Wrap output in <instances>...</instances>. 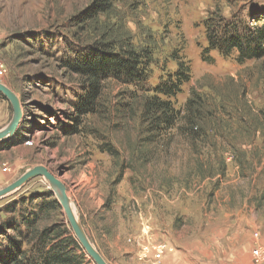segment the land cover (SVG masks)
<instances>
[{"label":"rangeland","instance_id":"1","mask_svg":"<svg viewBox=\"0 0 264 264\" xmlns=\"http://www.w3.org/2000/svg\"><path fill=\"white\" fill-rule=\"evenodd\" d=\"M92 1L0 0V81L23 106V141L12 144L15 132L0 142V189L45 166L66 185L109 264H264L255 261L264 245V130L251 125L253 116L264 121V57L239 63L237 51L208 49L205 24L220 15L260 25L264 0H117V12L101 18L110 28L120 22L136 45L154 43L147 87L176 69L172 54L179 51L192 78L172 99L175 106L197 90L227 109L219 111L228 125L207 138L172 130L153 145L143 142L139 115L123 105L127 88L115 80L106 83L96 114L77 126L72 120L80 87L62 65L89 53L84 19ZM11 118L10 102L0 97V129ZM49 190L43 176L30 179L0 199V219L13 215L7 205ZM48 217L42 227L67 223L73 232L62 207ZM153 242L172 250L160 261L143 257L142 246Z\"/></svg>","mask_w":264,"mask_h":264},{"label":"trees","instance_id":"2","mask_svg":"<svg viewBox=\"0 0 264 264\" xmlns=\"http://www.w3.org/2000/svg\"><path fill=\"white\" fill-rule=\"evenodd\" d=\"M116 1H92L84 19L90 23L88 32L93 38L89 53L82 52L63 60L62 69L75 76L80 87L71 114L75 125L81 124L83 117L98 112L106 83L115 80L127 88L129 102L123 105L130 106L134 115H139L145 144L159 143L172 130L196 140L207 138L210 130L227 126L228 122L222 117L227 110L224 104L217 103L215 97L207 93L193 90L182 108L175 106L172 99L192 78L191 68L179 57V51L172 54L176 69L169 70L155 86L145 85L150 67L155 63L154 43L136 45L121 29L120 22L115 28L99 22L104 16L117 12ZM205 24L208 49L224 56L237 51L239 63L264 57V20L260 25L249 26L239 20L225 22L219 15L214 19L207 17ZM0 97H3L1 92ZM120 112L125 114V108ZM251 120L254 130H264L263 120L254 116ZM71 130L72 133L78 131L77 127ZM16 135L18 140L12 144L23 141L20 129ZM106 145L109 152H115L110 144ZM11 205H7L6 212L13 215L0 219V264H95L92 259L86 260L87 253L67 223L48 227L40 224L61 208L51 190L35 199L21 197Z\"/></svg>","mask_w":264,"mask_h":264},{"label":"water","instance_id":"3","mask_svg":"<svg viewBox=\"0 0 264 264\" xmlns=\"http://www.w3.org/2000/svg\"><path fill=\"white\" fill-rule=\"evenodd\" d=\"M0 92L10 102L12 107L11 120L6 126L0 129V142H2L11 138L15 134L23 117V106L19 96L10 87H8L1 81ZM37 176H43L47 180L50 190L54 193L66 214L67 220L73 230L75 237L77 238L87 255L91 257L95 264H109L91 242L86 231L84 230V227L82 226L79 216L78 218H76L72 208L73 200L67 193L66 185L45 166L38 165L29 169L13 183L0 189V199L18 190L27 181Z\"/></svg>","mask_w":264,"mask_h":264},{"label":"built area","instance_id":"4","mask_svg":"<svg viewBox=\"0 0 264 264\" xmlns=\"http://www.w3.org/2000/svg\"><path fill=\"white\" fill-rule=\"evenodd\" d=\"M5 68L0 62V75H4ZM172 250L166 243H146L142 246L143 257L152 258L154 261H160L164 258L167 252ZM256 262L264 261V245L260 246L255 254Z\"/></svg>","mask_w":264,"mask_h":264},{"label":"bare ground","instance_id":"5","mask_svg":"<svg viewBox=\"0 0 264 264\" xmlns=\"http://www.w3.org/2000/svg\"><path fill=\"white\" fill-rule=\"evenodd\" d=\"M68 195H69V193H68ZM72 208H73V211H74V214H75L76 218H78V213H77L76 207H74V203L73 202H72Z\"/></svg>","mask_w":264,"mask_h":264}]
</instances>
